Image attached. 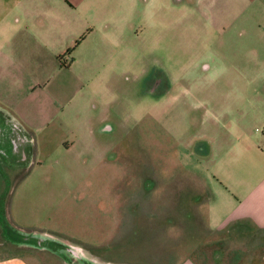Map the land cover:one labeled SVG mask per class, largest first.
<instances>
[{
    "label": "rangeland",
    "instance_id": "374dc122",
    "mask_svg": "<svg viewBox=\"0 0 264 264\" xmlns=\"http://www.w3.org/2000/svg\"><path fill=\"white\" fill-rule=\"evenodd\" d=\"M171 5L160 20L157 14L161 23L132 45L108 47L116 60L71 64L63 55L38 83L0 76L1 102L16 104L14 111L36 142L33 163L13 182L6 218L0 219V258L82 264L58 247L28 243L17 228L75 246L95 264L258 262L263 232L247 222L240 228L251 227V236L233 235L228 226L212 229L206 215L211 206L213 221L222 220L235 201L230 191L243 196L249 185L244 177L260 173L258 160L238 155L243 144L235 145L228 131L245 120L252 142H260L259 115L238 113L228 96L234 85L216 82L215 67L205 69L217 56L214 33L209 30L201 39L185 31L178 7ZM153 67L169 71L181 81L176 89L187 86L189 92H149L147 74ZM60 91L77 94L50 126L36 129L29 123L36 122L34 110L25 102Z\"/></svg>",
    "mask_w": 264,
    "mask_h": 264
},
{
    "label": "crops",
    "instance_id": "0c3cea01",
    "mask_svg": "<svg viewBox=\"0 0 264 264\" xmlns=\"http://www.w3.org/2000/svg\"><path fill=\"white\" fill-rule=\"evenodd\" d=\"M166 3L178 7L179 24L185 31H195L201 39L209 30L214 33L217 56L205 69L215 67L216 82L227 80L234 85L228 96L238 113L243 117L257 114L261 122L260 142L255 143L245 120L228 128L235 145L243 144L238 155L243 152L245 159L258 160L260 173L244 177V184L249 185L242 198L230 191L235 201L230 202L232 208L222 220L213 221L216 214L210 206L207 225L219 230L234 220L249 218L247 223L264 233V0H0V76L38 83L47 79L50 66L63 55L71 64L87 61L101 65L107 59L116 60V54L107 53L108 47L116 49L125 41L130 46L140 34L148 33L161 23L157 14L160 20L169 7ZM82 36L74 52L68 54ZM76 94L69 97L68 92H49L28 99L25 103L36 115V122L29 123L36 129L50 126ZM0 105L27 128L14 111L16 104L0 100ZM254 177L251 184L249 179ZM251 232V227L244 228V236ZM257 261L254 264H264V250ZM0 264L35 263L24 255H13L0 258ZM181 264L197 263L187 259Z\"/></svg>",
    "mask_w": 264,
    "mask_h": 264
},
{
    "label": "flooded vegetation",
    "instance_id": "af4514ba",
    "mask_svg": "<svg viewBox=\"0 0 264 264\" xmlns=\"http://www.w3.org/2000/svg\"><path fill=\"white\" fill-rule=\"evenodd\" d=\"M207 66V65H206ZM147 74V73H146ZM147 90L155 95L171 96L188 93L187 86L176 87L181 83L173 78L172 74L161 68L153 67L147 74ZM177 96V95H175ZM35 137L11 112L0 106V219L5 220L4 211L8 201V195L11 191L13 182H18L25 175L28 168L33 163L35 155ZM10 227V229H9ZM7 233L13 227L9 224L6 226ZM15 231V229H13ZM10 234V233H9ZM36 234V233H33ZM25 240L30 243L38 242L39 247L55 250L63 256L67 253L72 258H76L82 264H95L87 255L75 246L64 244L59 239L45 235L43 237H34L31 234L23 233ZM30 241V242H29ZM33 244V243H32ZM62 244V246L60 245ZM64 244V245H63Z\"/></svg>",
    "mask_w": 264,
    "mask_h": 264
},
{
    "label": "trees",
    "instance_id": "16d2710c",
    "mask_svg": "<svg viewBox=\"0 0 264 264\" xmlns=\"http://www.w3.org/2000/svg\"><path fill=\"white\" fill-rule=\"evenodd\" d=\"M83 38H84V36H82L79 40H77L75 46L72 47V48H70V49H68L67 53H68V54H72V53L74 52L75 47L77 46V44H78ZM60 58H62V56H60ZM248 220L251 221V219H249V218H242V219L235 220V221L231 222L229 225H226V226H228V229H225V230H229L230 232H231L232 230H234V231H233V235L239 234L240 232L243 233V232H244V228H243L242 231H241V228H240V227H242V225H243L245 222H247ZM241 222H243V223L241 224ZM226 226H225V227H226ZM225 227H224V228H225ZM222 229H223V228H222ZM15 231H16L18 234L23 235V233L20 231V229L15 228ZM243 234H244V233H243Z\"/></svg>",
    "mask_w": 264,
    "mask_h": 264
},
{
    "label": "water",
    "instance_id": "95a60500",
    "mask_svg": "<svg viewBox=\"0 0 264 264\" xmlns=\"http://www.w3.org/2000/svg\"><path fill=\"white\" fill-rule=\"evenodd\" d=\"M31 235L34 236V237H43V238H45V235H43V234H33V233H31Z\"/></svg>",
    "mask_w": 264,
    "mask_h": 264
}]
</instances>
